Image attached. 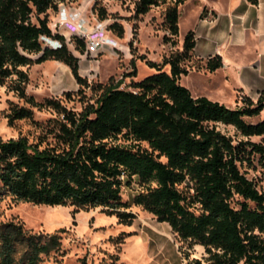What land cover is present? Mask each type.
I'll return each mask as SVG.
<instances>
[{
  "label": "trees",
  "instance_id": "obj_1",
  "mask_svg": "<svg viewBox=\"0 0 264 264\" xmlns=\"http://www.w3.org/2000/svg\"><path fill=\"white\" fill-rule=\"evenodd\" d=\"M64 1L0 0V87L9 81V89L29 105L13 108L8 123L32 119V108L56 114L53 126L42 129L36 142L25 136L0 139V192L33 205L100 208L130 225L136 215L121 190L137 182L140 190L132 203L166 222L182 242L202 246L207 264H264V190L241 172L243 167L254 169L255 162L264 165V119L245 120L264 111V90L255 102L241 96L242 105L236 108L193 97L179 82L188 73L182 64L191 59L195 46L194 33L188 31L181 52L160 64L139 56L156 72L132 81L130 90L121 89L120 83L96 86L97 98L81 112L67 109L58 99L37 102L26 94L29 78L22 68L45 61L68 67L78 85L76 94L93 89L80 76L78 58L63 36L52 34L48 25V11ZM185 1L136 0L133 38L136 21L152 7L165 5L162 24L167 34L162 42L174 45ZM93 10L100 21L107 18L97 1ZM109 28L123 36L120 23ZM41 37L59 46L50 48ZM69 41L84 54L83 40L72 36ZM130 65L127 76L135 77L133 61ZM166 65L168 73L162 71ZM220 67L219 56L204 66L210 73ZM62 95L70 100L72 93ZM218 124L232 127L240 139L218 130ZM59 246L55 233H33L20 222H0V264H40L42 255Z\"/></svg>",
  "mask_w": 264,
  "mask_h": 264
},
{
  "label": "rangeland",
  "instance_id": "obj_2",
  "mask_svg": "<svg viewBox=\"0 0 264 264\" xmlns=\"http://www.w3.org/2000/svg\"><path fill=\"white\" fill-rule=\"evenodd\" d=\"M98 2L107 11V18L100 21L93 10ZM136 0H65L57 5L56 11H48V25L52 34L63 36L69 50L78 58V72L87 79L93 89H83L76 94L78 85L67 66L57 64V61H45L30 67H23L29 81L26 85V94L33 96L37 102L46 98L58 99L62 105L74 112H81L87 103H93L99 94L96 86H105L108 83H120L121 89L130 90L132 81H139L155 73L139 56L146 60L161 63L164 57L181 52L186 33L193 30L197 21L196 4L187 0L179 9L178 36L175 44L163 43L162 37L167 34L162 24L165 5L152 7L150 11L136 21V36L133 38L132 20L134 3ZM71 12H79L76 19L70 18ZM67 14L68 16H65ZM74 26L77 22L86 21L87 31L94 36L93 30L98 24L105 30V36L99 47L85 44L84 54L74 50L70 38L75 33L68 27L61 29L59 20ZM83 17V18H82ZM34 21V18H33ZM113 22L122 25L124 33L120 38L113 33L109 26ZM49 43V42H46ZM55 48V42L49 43ZM37 56H33L35 58ZM136 68V76H127L132 67ZM188 71L182 76L180 84L197 93L207 94L208 78L204 66H200L195 59L182 64ZM162 71L169 72L166 65ZM10 82L0 87V139H16L25 136L29 142H36L42 129L51 128L56 114L48 108H32L33 118L17 120L8 123L7 115L13 108L29 107L22 99L9 89ZM71 92L68 100L62 94ZM240 95L235 93V101L228 104V108L240 107ZM264 119V111L254 118H246L247 122H256ZM217 129L231 136L234 140L240 139L230 126L217 125ZM259 141V138H252ZM51 141V137L47 139ZM120 144L129 142L118 141ZM146 147L145 143L140 144ZM164 161V159H162ZM248 179L256 182L264 190V165L257 162L252 168H241ZM140 190L137 182L124 185L121 190L122 199L128 202L129 210L136 215L130 225L117 222L113 216H107L100 208L84 211H74L73 207L66 206L52 208L43 205H33L15 201L10 196L0 192V222L14 221L23 224L26 230L33 233L57 234L60 246L49 254L42 255L40 264H200L205 262L206 254L200 245L182 242L174 234L166 222H159L156 218L132 203L135 194ZM57 207V206H56Z\"/></svg>",
  "mask_w": 264,
  "mask_h": 264
},
{
  "label": "crops",
  "instance_id": "obj_3",
  "mask_svg": "<svg viewBox=\"0 0 264 264\" xmlns=\"http://www.w3.org/2000/svg\"><path fill=\"white\" fill-rule=\"evenodd\" d=\"M192 1L197 14L195 27L190 30L195 39L192 58L200 66L214 56L222 61V67L214 72L205 70L211 75L205 86L207 94L195 92L192 96L228 106L237 93L255 102L264 90V0L256 4L249 0ZM70 15L73 20L80 13Z\"/></svg>",
  "mask_w": 264,
  "mask_h": 264
},
{
  "label": "built area",
  "instance_id": "obj_4",
  "mask_svg": "<svg viewBox=\"0 0 264 264\" xmlns=\"http://www.w3.org/2000/svg\"><path fill=\"white\" fill-rule=\"evenodd\" d=\"M65 16L68 15L65 14ZM70 18H72L71 15ZM58 25L61 29L65 27L67 28L69 27L75 33V36L83 40V42H85L87 46L92 44L94 47H99L102 44L103 38L105 36V30L100 27V24H98L96 28L93 30V32H95L93 33L95 34L94 36H90V34H88V31L86 30L87 29L86 21L77 22L74 26H72V24L68 22V17H67V19L64 21L59 20ZM41 40L44 42V44L48 45L49 47H51V45H49V43L51 42H55L56 47L59 46V42L56 40L45 37H41Z\"/></svg>",
  "mask_w": 264,
  "mask_h": 264
},
{
  "label": "bare ground",
  "instance_id": "obj_5",
  "mask_svg": "<svg viewBox=\"0 0 264 264\" xmlns=\"http://www.w3.org/2000/svg\"><path fill=\"white\" fill-rule=\"evenodd\" d=\"M52 208H61V207H58V206H57V207H52Z\"/></svg>",
  "mask_w": 264,
  "mask_h": 264
}]
</instances>
